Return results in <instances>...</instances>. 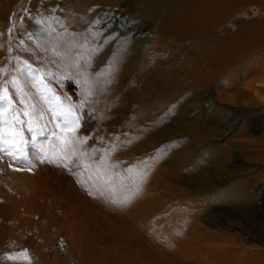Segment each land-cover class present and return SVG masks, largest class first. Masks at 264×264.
I'll list each match as a JSON object with an SVG mask.
<instances>
[{"label": "rangeland", "instance_id": "1", "mask_svg": "<svg viewBox=\"0 0 264 264\" xmlns=\"http://www.w3.org/2000/svg\"><path fill=\"white\" fill-rule=\"evenodd\" d=\"M56 3L0 0V95L10 104L0 113V264H132L138 257L150 264H164L165 258L191 264L192 254L219 264L212 252L237 255L238 249L250 264H264V5L227 3L206 37H183L177 54L161 49L164 76L181 68L195 78L218 64L213 56L220 43L219 59L230 64L203 88L204 98H214L212 106L178 111L132 104L115 120L109 112L73 105L74 78L53 74L50 80L57 71L49 69L45 42L71 33ZM116 9L112 15L127 24ZM29 16L23 35L34 41L24 52L26 37L18 39L9 54L12 60L15 51L21 54L13 72L4 49L14 47ZM161 24V18L142 24L141 61L133 76ZM254 24L258 31L246 35L261 36L260 46L239 42V35L234 43L236 32ZM90 27L83 33L87 50L97 41ZM229 43L232 48L224 50ZM46 88L50 95L41 101ZM192 90L181 89L176 97ZM145 131L154 140L150 146ZM189 145V163L172 165L171 156ZM204 171L208 180L195 181ZM238 188L255 196L252 207L217 200ZM133 194L147 203L144 214L127 212L125 199Z\"/></svg>", "mask_w": 264, "mask_h": 264}, {"label": "bare ground", "instance_id": "2", "mask_svg": "<svg viewBox=\"0 0 264 264\" xmlns=\"http://www.w3.org/2000/svg\"><path fill=\"white\" fill-rule=\"evenodd\" d=\"M246 1L248 0H131V5L129 6L127 3H124V0H58L59 5L62 7L60 20L67 27L66 30L71 33L63 40L55 41L47 38L50 42H45L49 47L46 58L50 65L49 69L50 71H57L52 74L49 73L51 74L50 80H54L53 74L55 76L67 75L74 78L78 84V90L76 93L77 99L73 101V105L81 109L109 112L113 119L116 118V114L120 111L123 112L132 104L143 109L155 108L157 106L168 107L178 111L207 109L212 106L210 102L214 98L210 95L204 98V86L217 81L219 70L223 71L230 64L228 60L219 59L221 55H219L218 45L220 43L216 45L217 53L215 52V54L218 57L213 56L214 59L218 58L215 61L218 63V66H213L214 68L210 71L209 69L203 71L202 68V73H198L199 76L195 78L190 76L189 72L191 69L186 75L184 74L185 71L182 72L181 68L174 69L173 74L169 76H164L165 71L159 65V57L162 58L161 56L164 55L161 49H169L177 54L186 36L206 37V33L214 28L223 14L222 11L225 4H239ZM253 1L259 5H264V0ZM118 6L120 7L119 16H126L128 20L127 24H130V28H132L131 31L126 26L127 24L118 22L115 15H112ZM53 13H55V10ZM159 18L162 19V24L158 27L156 42L147 54V59L142 64L141 72L133 76L132 72L134 68L141 61L140 45L144 43L142 24L146 19L157 20ZM139 20L141 21V26L137 28L135 25ZM29 21L30 16L19 26L14 47L12 46V49H4L5 54L8 55V61L11 59L9 58L11 51L17 50L18 39L24 36L23 30ZM116 23L118 24V28L114 26ZM90 26L94 27L95 39L97 41L92 48L87 50V44H85L86 35L84 36L83 33ZM257 28L254 24V26H250L248 29L245 28L243 32H236L237 38L234 43L240 36L241 40L239 42L260 46V42L262 41L260 39L261 36L246 35L248 32L250 33V30H257ZM135 32L136 34L134 35L133 33ZM115 40H120V44L118 45ZM24 41L25 45L22 51L28 52L32 47L34 39L26 37ZM114 46L115 48H119L115 59L111 60L108 56ZM232 46V43H229L227 47L225 46L226 49L224 50L231 49ZM15 53L16 55L13 56V60L11 59L12 62L9 61L12 63L13 72L18 63L17 59L21 55L17 51ZM186 87H193L194 91L192 90L193 92L189 95L178 99L176 95L179 94L181 89ZM46 91L43 97L41 96V101L50 95V88H46ZM159 94L161 95L160 98L154 99ZM130 97L133 98L130 99ZM51 102L54 103V106L61 105L57 100ZM144 134L147 135L148 132L145 131ZM152 141L154 140L151 135L145 137V144L147 146H150L153 143ZM192 150L193 147L189 145L185 146L181 152L174 153L170 158L172 165L176 167L186 166L189 163V155ZM221 156L225 155L221 154ZM220 165L222 164L216 163V167H220ZM191 168H194V166ZM208 178L209 173L207 171L199 172L194 176V180L201 182V184L208 180ZM139 197V194L128 195L126 197L125 201L130 204V207H127L129 215H141L149 209L147 203L142 201V199L140 200ZM217 200L228 201L246 208L252 207L256 202L253 194L239 188ZM192 221L195 220L193 219ZM242 251L238 249L237 255L236 251H222L223 253L214 251L211 255L214 261H218L219 264H250V259L245 258ZM156 256L158 259L160 258L158 254ZM192 257L194 260L191 264H205L204 262H207L197 255L192 254ZM174 260L169 261L165 258L161 261L164 264H181L178 260ZM132 264H150V262L147 258L138 257Z\"/></svg>", "mask_w": 264, "mask_h": 264}, {"label": "snow or ice", "instance_id": "3", "mask_svg": "<svg viewBox=\"0 0 264 264\" xmlns=\"http://www.w3.org/2000/svg\"><path fill=\"white\" fill-rule=\"evenodd\" d=\"M11 83H13L15 85L16 82H15V80H13ZM8 101H10V98H8ZM7 106H10L9 102H6L5 96L0 95V113H2L4 110H6ZM25 115H28V113L25 112ZM16 118H17L16 116L12 117L13 120H16ZM29 130H31V129L29 128Z\"/></svg>", "mask_w": 264, "mask_h": 264}]
</instances>
